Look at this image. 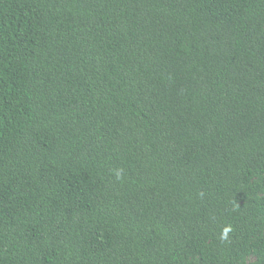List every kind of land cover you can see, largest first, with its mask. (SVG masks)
<instances>
[{"label": "trees", "instance_id": "trees-1", "mask_svg": "<svg viewBox=\"0 0 264 264\" xmlns=\"http://www.w3.org/2000/svg\"><path fill=\"white\" fill-rule=\"evenodd\" d=\"M0 264H264V0H0Z\"/></svg>", "mask_w": 264, "mask_h": 264}]
</instances>
